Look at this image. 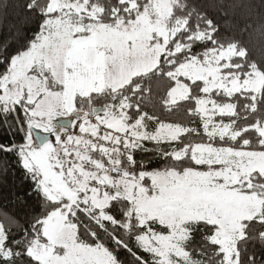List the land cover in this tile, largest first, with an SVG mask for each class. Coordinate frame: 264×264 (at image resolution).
Wrapping results in <instances>:
<instances>
[{"label": "snow or ice", "instance_id": "obj_1", "mask_svg": "<svg viewBox=\"0 0 264 264\" xmlns=\"http://www.w3.org/2000/svg\"><path fill=\"white\" fill-rule=\"evenodd\" d=\"M10 11L0 264H264V0Z\"/></svg>", "mask_w": 264, "mask_h": 264}, {"label": "trees", "instance_id": "obj_2", "mask_svg": "<svg viewBox=\"0 0 264 264\" xmlns=\"http://www.w3.org/2000/svg\"><path fill=\"white\" fill-rule=\"evenodd\" d=\"M0 2H3V0H0ZM17 28L24 32L29 31V25L24 22L22 16L18 17L15 11H10L7 14H0V41L9 39ZM250 55L257 60L264 58L258 49H253ZM5 179L8 183L3 185L4 188L11 186L12 183L18 186L21 183V175L19 172H17L16 175H12L10 172Z\"/></svg>", "mask_w": 264, "mask_h": 264}]
</instances>
